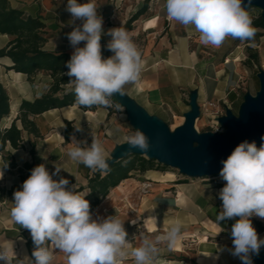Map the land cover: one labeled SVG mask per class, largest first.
Segmentation results:
<instances>
[{
  "label": "clouds",
  "instance_id": "clouds-1",
  "mask_svg": "<svg viewBox=\"0 0 264 264\" xmlns=\"http://www.w3.org/2000/svg\"><path fill=\"white\" fill-rule=\"evenodd\" d=\"M251 7L252 0H247V5L244 0H165L164 4L169 20L185 28L191 26L199 34L201 44L216 48L229 37L242 42L255 37L257 29L249 12ZM65 10L72 17L73 30L67 34V39L74 49L65 67L76 103L85 108L111 106L114 94L123 96L125 86L140 79L141 52L130 32L121 26L107 30L111 39L106 48L113 55L103 58V17L98 14L95 0L83 4L67 0ZM77 20L82 23L76 25ZM81 42H84L83 47L79 46ZM116 107L123 110L120 105ZM76 130L82 129L76 127ZM261 140L264 141V136ZM72 143L74 146L67 150L70 160L102 175L111 171L99 139L93 137L88 146L86 141L73 137ZM128 144L129 148L142 152H147L151 146L149 137L139 129L128 137ZM221 163L219 175L226 184L218 194L222 211L216 216V223L239 218L231 229V254L242 264H252V256H258L264 247V238L259 237L251 219L255 216L264 220V143L257 147L255 141L245 140ZM4 167H7L6 162L0 169ZM54 168L50 173L44 164L34 167L23 182L22 190L13 194L10 217L29 230L35 245L34 259L26 264H52L56 250L66 256L67 264H123L129 256L134 264H153L159 243L166 242L172 249L181 238L183 222L175 219L169 222L163 235L156 236L155 240L143 236L140 245L132 247L124 221L116 215L94 219L90 203L85 199L87 193L69 189L70 182L64 177L53 179L62 167L54 165ZM2 176L0 170V178ZM13 258L7 248L0 247V260L12 264Z\"/></svg>",
  "mask_w": 264,
  "mask_h": 264
},
{
  "label": "crops",
  "instance_id": "crops-1",
  "mask_svg": "<svg viewBox=\"0 0 264 264\" xmlns=\"http://www.w3.org/2000/svg\"><path fill=\"white\" fill-rule=\"evenodd\" d=\"M7 1L11 7L22 9L27 16L40 18L42 20L45 26L44 31L48 37V41L45 44L46 49L54 52L67 53L71 57L74 49L67 39V34L71 32L73 28L70 26V21L72 20L71 14L65 10L67 0ZM86 2L87 0H78V3L81 4ZM95 2L98 7V14L103 17L104 34H102L101 46L102 57L106 58L104 55L107 50L106 45L111 39V37L106 34L107 30L124 26L131 16L129 15L128 9L124 10L119 7L118 3L120 0H113L110 2V4L107 5L109 8L107 11L103 9V5L101 4L102 0H95ZM158 2L160 1L158 0ZM145 13L140 15L131 24L130 30H128L141 52L142 70L140 79L135 84L126 85L124 89L125 94L123 96L114 94L112 97L116 103L124 109L127 118H129L128 110L132 108L136 115L145 116L156 127L166 131L168 134H173L177 129L184 126L187 115L193 111L194 107L198 110L195 123L199 122L206 125L207 119L202 115L203 104L206 101H219L226 98L231 104H234L236 100H239L240 93L245 90L243 88L246 83L245 76L248 74L246 70H243L242 74L241 57L243 51L242 47L238 45V43H235L234 39L231 37L227 38L219 48L211 45H203L199 41V34L195 32L194 28L191 26L185 28L182 24L174 20H169V18H162L157 14L146 15ZM81 23L82 21L80 20L75 21L76 25H80ZM0 39H2L0 48L5 47L10 40L7 35L2 34H0ZM79 46L83 47L84 42H81ZM111 55H113L112 52H110V56ZM5 66L7 67L9 65L1 63L0 78L3 74L10 75V73H12L13 75L11 77H14L18 81V85L22 91V94L16 92V101L13 102V99L10 98V113H12L18 110L20 99L31 101L34 98H39L37 95H39V92L42 94V91L41 87L35 86L32 81H29L33 80V77H36L38 73L32 77H28L26 74L10 70L7 71V74L5 73ZM45 77L50 79L47 75ZM256 77H258V80L259 74H256ZM33 118L40 133V138H38V140H40L41 145L51 143V139L54 138L55 135L59 137L56 141L62 145L63 150L62 152H58L57 155L58 158L63 159V161L65 159L68 161L70 160L65 149V146L69 145L70 142V137L67 140L64 137L66 123H69V127L75 133L74 135L78 133L83 136L85 133L97 129L99 130V128H101V133L107 136H109L108 133H110L112 139H105L107 145L111 148V155L108 156L109 161L113 160L118 155L116 146L127 141L126 138L121 136L123 129L119 127V125L112 123V118L109 116L107 107L105 109L83 110L77 105H72L51 109ZM130 124L132 128L135 129L136 126L133 125L131 121ZM18 127L20 128V126ZM76 127H80L82 130L77 131ZM22 135L25 141V132H23ZM84 140L85 138L83 141ZM78 141H80V138ZM32 158L34 159V166H36L37 163L44 164L49 170L47 166H49V162L52 161V159L46 156L41 155L39 158L37 154H34L33 157H29V159L23 157L21 163L30 164L32 163L30 162ZM71 163L70 169L72 173L69 175L72 182L69 183L68 188L76 191L86 186L87 177L92 170L85 167L83 164H77L74 161H71ZM155 172L158 171L149 170L140 174H142L144 180L156 182L158 180L155 178L159 176H157ZM19 176V181L15 185L20 184L21 178L25 181L30 174H26V176L19 174ZM59 176L66 179L68 178L66 174H59ZM81 176L84 177V182L80 184V187H74V179H79ZM130 181L131 178L121 181L115 194L113 196L108 194L105 200L119 199L124 192L122 187L130 183ZM168 189L169 186L157 184L154 185L152 191L158 193L162 192L163 194L161 196L166 197V190ZM19 190H22V188ZM175 190L178 193L180 188ZM218 194L219 192H217L218 198L214 197V200L207 198L206 201L207 204L211 203V205L216 207L217 211L220 212L222 211V201ZM180 197L178 193V198ZM158 209L159 211L161 210L159 207ZM162 218L160 225L164 226L166 225V214L162 216ZM1 223L3 231L0 233V242L6 243L5 245L9 246L10 249L8 250V254L13 256V253H16L15 248L18 244L20 245V249L24 247L29 257L25 242L26 238L31 237L29 230L16 224L12 219L4 220ZM256 223L258 226L260 225V222ZM127 233V239L131 242L133 237L128 231ZM134 238H137V236ZM204 254L213 255L214 253L207 251ZM261 254L262 252L260 250L258 256L253 255L252 262L259 258ZM217 257L219 259L220 256ZM206 258L208 262H210V257ZM222 258L224 259V257ZM57 259V261L60 260V258ZM196 263L200 264L197 258ZM218 263L219 261L217 260L216 264ZM0 264H5V262L0 260ZM220 264H242V261L239 258H235L234 261H223L220 262Z\"/></svg>",
  "mask_w": 264,
  "mask_h": 264
},
{
  "label": "rangeland",
  "instance_id": "rangeland-1",
  "mask_svg": "<svg viewBox=\"0 0 264 264\" xmlns=\"http://www.w3.org/2000/svg\"><path fill=\"white\" fill-rule=\"evenodd\" d=\"M112 1L113 0H102L101 4L103 5V9L105 11L109 9L107 5ZM159 1L160 2H158V0H150L145 14H157L162 18H168L166 9L164 8L165 0ZM118 4L120 8H123L124 10L128 9L129 15L132 16L138 9L141 8L143 0H120ZM249 12L253 22L257 20L260 15L263 17V10L260 8L251 7ZM255 28L257 31L252 40L242 42L239 39H234L235 43H238V45L242 47L243 51V55L241 57L242 74L243 70H246L248 74L245 76L246 83L243 87L245 90L240 93L239 100H236L234 104H232L231 114L235 118L239 117L240 110L245 105L246 99L249 96L256 99L260 92V78L258 79V84V77H256V74L264 76V28ZM9 39L11 38L9 37ZM1 43L2 39H0V44ZM1 63H5L10 66V62L5 58H0V66ZM7 67L5 66L4 69L6 71L5 73L8 74L7 71L10 70H8ZM12 75V73H10V75L3 74L0 78V84L6 90L9 96V101L11 100L10 98H12L14 102L16 101V92L22 94V91L18 85V81L14 77H11ZM45 76V73L39 72L36 77H33V80H29L32 81L35 86L41 87L42 94L48 92L50 87L49 85L51 83V80L47 79ZM65 88L72 89V86L68 84ZM42 94L39 92V97ZM20 102L21 99L19 100V104ZM116 105L117 104L111 102V106L97 105L95 106V109H105L107 107L109 116L112 118V123L119 125V127L123 129L121 136L126 138L127 141L116 146V152L120 154V152L123 151L127 145H129L128 137L134 135L135 131L139 128H132L130 119L127 118L124 109L121 111L116 107ZM18 114L19 110L10 113L9 117L2 121L1 128L9 126L10 122L15 117H18ZM16 124L20 126L18 121ZM194 128L199 135L212 133L203 123L196 122ZM100 129L101 128L92 132L89 131V133H85L83 136L78 133L74 135L75 133L72 131L69 138V145L65 146L66 152L70 147L74 146L72 143L73 137H75L77 141L79 138L80 141H83L85 138L84 141L87 142L88 146L91 145L92 138L96 137L102 142L105 148L106 157L109 159L108 156L111 155V148L107 145L105 139H112V135L108 133L109 136H107L104 133H101ZM25 136L26 140L24 141L23 147L11 149L9 146H6L5 150L0 153V165H2L3 162H6L4 157L8 159L6 162L7 167L0 169L3 171V176L0 178V233L3 231L1 222L4 220H11L10 210L14 203V192H10L9 190L19 181V174H23V176L31 174V170L40 165L37 163V165L34 166L35 163L33 158L30 159V162L32 163H30L31 168L29 169L24 167L21 163L23 157L28 159L29 157H33L29 153L31 145H34V154H37V157L39 156L40 158L42 155L52 159V161L49 162V166H47L50 173L55 171L54 165H58L62 167L59 174H66L69 182H72L69 175L72 173L70 169L72 160L68 161L65 159L63 161V159L58 158L57 154L58 152H62L63 148L62 145L56 141L59 139L57 135L51 139L52 142L49 141L51 143L42 145L40 144V140H38V138H34L28 133H25ZM197 148L198 144L194 143L193 149L195 150ZM148 154L149 151L143 155L148 157ZM157 161L160 162L159 166L162 168V171H158L160 173L155 172L157 176H159L155 178L158 181H146L142 177V174L137 172L132 173L131 181L122 187L124 192L119 199L115 198L105 200L104 198L95 208L90 209L93 218H107L108 216L116 215L119 219L124 221L125 229L133 237L131 240L132 247H138L143 236L155 240L156 236L164 234V231L169 226L170 221L180 219L183 222L181 238L172 249L168 248L166 242L159 243L157 245L159 253L153 264H197L196 258L200 264H216L217 260L219 261L218 264H220V262H231L234 261L235 258H238L231 254V250L233 248L231 229L232 225L236 222V219L239 218L227 219L221 221L220 224L216 223V216L219 212L216 207L211 205V203L207 204L206 201L207 198L210 200H214V197L218 198L217 192L225 186L226 181L220 177L219 173L200 177L180 172L178 168H175L165 162H161L159 160ZM59 178V175L54 176V179L56 180H59ZM82 182H84L83 176L79 179L75 178L73 181L74 187H80ZM157 184H162L167 187L169 186V189L166 190V197L161 196L163 194L162 192L158 193L152 191L154 185ZM117 187L118 186L111 188L108 194L113 196L115 191L119 188ZM177 188H180V191L178 192L181 196L180 198H178V193L175 190ZM76 191L85 192L87 194L89 193V190L85 187H81ZM158 207L164 214L159 211ZM165 214L166 225L162 226L160 225V222L163 219L162 216ZM251 219L259 237L264 238V220L255 216ZM133 221H135V223H133ZM256 222H260V225L258 226ZM135 236H137V238H134ZM28 239L29 238H26L25 242H27ZM5 244L6 243L0 242V247L7 248L9 250V246H6ZM34 248L35 247L31 248L32 252ZM15 251L16 253H13V264H25L27 261L34 259L29 251L28 257L24 247L20 249V245L18 244L16 245ZM207 251L213 252L214 254H204ZM217 256H220L219 259ZM206 257H210V262H208ZM222 257H224V259ZM57 258H60V260L57 261ZM64 263L67 264L66 256L56 250V252H54L52 264ZM123 264H134V260L131 256H129Z\"/></svg>",
  "mask_w": 264,
  "mask_h": 264
},
{
  "label": "trees",
  "instance_id": "trees-1",
  "mask_svg": "<svg viewBox=\"0 0 264 264\" xmlns=\"http://www.w3.org/2000/svg\"><path fill=\"white\" fill-rule=\"evenodd\" d=\"M149 1L143 0L141 8L124 24L125 29L130 30L131 24L146 12ZM253 25L263 29L264 17L260 15L253 22ZM44 27L40 18L27 16L22 9L11 7L7 0H0V34L11 38L5 47L0 48V58H7L10 62L7 69L26 74L28 77L43 72L51 80L48 92L31 101L21 100L18 117H15L9 126L4 128H1V123L9 117L10 104L9 96L0 84V153L5 150L6 146L11 149L23 147V132L32 135L34 138H40V133L32 119L36 115L51 109L72 105H77L83 110L95 109V106L90 108L79 106L72 89L65 88L69 84V77L66 75L68 69L65 64L71 57L67 53L53 52L45 48L48 37ZM104 55L106 58L110 57V51L106 50ZM111 102L117 104L112 97ZM17 121L20 123V128L16 124ZM71 134L72 129L69 127V123H66L65 139L67 140ZM33 146L31 145L29 149L31 156L34 155ZM4 160L7 162L8 159L4 157ZM159 163L154 157L130 152L113 162H109L111 171L106 175H102L99 171H91L85 186L89 190L85 199L89 201L90 209L95 208L108 195L111 188H115L121 181L131 178L132 173H144L149 170L162 171ZM23 166L27 169L31 167L28 163H24ZM23 182L24 179L21 178L20 184L13 186L9 191L15 192L21 189ZM26 247L32 255L31 248L35 247L32 237L27 240Z\"/></svg>",
  "mask_w": 264,
  "mask_h": 264
},
{
  "label": "water",
  "instance_id": "water-1",
  "mask_svg": "<svg viewBox=\"0 0 264 264\" xmlns=\"http://www.w3.org/2000/svg\"><path fill=\"white\" fill-rule=\"evenodd\" d=\"M247 5V0H244ZM252 6L263 10L264 0H252ZM260 92L256 99L249 96L245 105L241 108L238 118L232 116L231 111L226 112V116L221 117L219 122L227 129L226 133L199 135L195 128V119L198 116L196 107L187 115L183 127L177 129L173 134L156 127L145 116H138L132 108L128 110L129 119L133 125L142 130L150 141L148 156L154 157L161 162H165L180 172L197 175L200 177L220 173L223 167L222 160L227 159L234 148L241 142L247 140L255 141L260 147L264 141V76L259 75ZM198 144L197 149H193V144ZM142 152L139 149L126 146L113 160V162L123 155ZM262 254L254 260L252 264L264 263V247H261Z\"/></svg>",
  "mask_w": 264,
  "mask_h": 264
},
{
  "label": "built area",
  "instance_id": "built-area-1",
  "mask_svg": "<svg viewBox=\"0 0 264 264\" xmlns=\"http://www.w3.org/2000/svg\"><path fill=\"white\" fill-rule=\"evenodd\" d=\"M37 96L39 97V95ZM231 110L232 104L226 98L219 101H206L203 104L202 115L206 117V126L212 134L223 135L226 133L227 129L219 122V119L226 116V112Z\"/></svg>",
  "mask_w": 264,
  "mask_h": 264
},
{
  "label": "bare ground",
  "instance_id": "bare-ground-1",
  "mask_svg": "<svg viewBox=\"0 0 264 264\" xmlns=\"http://www.w3.org/2000/svg\"><path fill=\"white\" fill-rule=\"evenodd\" d=\"M118 188V187H117Z\"/></svg>",
  "mask_w": 264,
  "mask_h": 264
}]
</instances>
